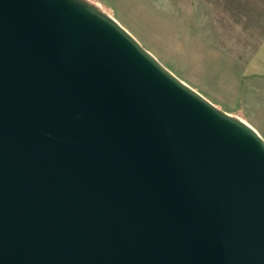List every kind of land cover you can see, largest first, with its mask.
<instances>
[{
  "label": "water",
  "instance_id": "obj_1",
  "mask_svg": "<svg viewBox=\"0 0 264 264\" xmlns=\"http://www.w3.org/2000/svg\"><path fill=\"white\" fill-rule=\"evenodd\" d=\"M0 264H264V138L92 0H0Z\"/></svg>",
  "mask_w": 264,
  "mask_h": 264
},
{
  "label": "rangeland",
  "instance_id": "obj_2",
  "mask_svg": "<svg viewBox=\"0 0 264 264\" xmlns=\"http://www.w3.org/2000/svg\"><path fill=\"white\" fill-rule=\"evenodd\" d=\"M209 101L264 138V0H92Z\"/></svg>",
  "mask_w": 264,
  "mask_h": 264
},
{
  "label": "crops",
  "instance_id": "obj_3",
  "mask_svg": "<svg viewBox=\"0 0 264 264\" xmlns=\"http://www.w3.org/2000/svg\"><path fill=\"white\" fill-rule=\"evenodd\" d=\"M253 61L256 63H259V62L264 63V37L262 38V41L258 45V48L254 51ZM260 69L264 70V68H260Z\"/></svg>",
  "mask_w": 264,
  "mask_h": 264
}]
</instances>
